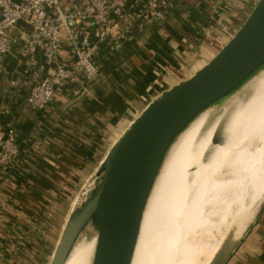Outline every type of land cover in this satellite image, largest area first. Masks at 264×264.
<instances>
[{
  "label": "crops",
  "instance_id": "0c3cea01",
  "mask_svg": "<svg viewBox=\"0 0 264 264\" xmlns=\"http://www.w3.org/2000/svg\"><path fill=\"white\" fill-rule=\"evenodd\" d=\"M80 1L63 4L71 7ZM145 2L123 0L131 16L141 12ZM254 3L181 0L166 22L146 30L125 31L126 24L118 22L122 46L103 49L102 70L87 84V91L82 88L75 95L69 87L57 90L44 113L33 112L27 98L37 79L52 67L40 48L34 54L23 52L33 36L31 27L21 24L14 30L12 45L0 60V142L9 127H16L20 155L0 181V264H33L35 256L40 263L52 260L73 204L109 143L141 112L170 72L200 51L217 50ZM74 29L75 40L63 33L57 61L78 69L75 47L94 42L98 25L91 20ZM224 264H264V208Z\"/></svg>",
  "mask_w": 264,
  "mask_h": 264
},
{
  "label": "bare ground",
  "instance_id": "6f19581e",
  "mask_svg": "<svg viewBox=\"0 0 264 264\" xmlns=\"http://www.w3.org/2000/svg\"><path fill=\"white\" fill-rule=\"evenodd\" d=\"M263 120L264 64L227 100L201 112L170 147L148 200L132 264H207L242 238L263 197H248L240 205L235 196L243 197L258 183L247 168L264 156V149L247 150ZM94 186L92 180L76 209ZM209 214L214 215L212 231ZM96 245L97 235L87 232L65 264H91ZM174 245L177 251L169 256Z\"/></svg>",
  "mask_w": 264,
  "mask_h": 264
},
{
  "label": "water",
  "instance_id": "95a60500",
  "mask_svg": "<svg viewBox=\"0 0 264 264\" xmlns=\"http://www.w3.org/2000/svg\"><path fill=\"white\" fill-rule=\"evenodd\" d=\"M197 54L211 58L188 79L169 88L168 81L160 85L109 143L90 179L95 186L85 203L71 212L51 264H65L90 225L97 235L91 264H132L148 200L170 147L201 112L227 100L264 64V0H255L217 50ZM263 208L264 202L242 238L211 264L228 260Z\"/></svg>",
  "mask_w": 264,
  "mask_h": 264
},
{
  "label": "built area",
  "instance_id": "2783aa9c",
  "mask_svg": "<svg viewBox=\"0 0 264 264\" xmlns=\"http://www.w3.org/2000/svg\"><path fill=\"white\" fill-rule=\"evenodd\" d=\"M181 0H146L141 12L128 15L123 0H81L66 7L63 0H0V60L8 53L13 32L21 24L33 29L26 53L40 48L51 73L37 79L27 98L29 108L46 112L56 99V92L69 87L75 95L92 83L103 67V49L120 48L124 34L117 23L126 24L125 31L138 22L140 30L167 21L174 2ZM93 20L98 25L96 40L86 47L76 46L74 55L78 69L59 64L57 59L64 43L63 33L75 40V27ZM85 87V88H84ZM20 155L19 131L8 128L0 142V177Z\"/></svg>",
  "mask_w": 264,
  "mask_h": 264
},
{
  "label": "rangeland",
  "instance_id": "374dc122",
  "mask_svg": "<svg viewBox=\"0 0 264 264\" xmlns=\"http://www.w3.org/2000/svg\"><path fill=\"white\" fill-rule=\"evenodd\" d=\"M198 50V48L196 49V51ZM195 51V52H196ZM199 51V50H198ZM23 52H26V49L23 50ZM26 54V53H25ZM211 57H197L196 59L194 60H190L188 61L187 64H185L184 66L182 67H178V70L174 69L172 72H170L168 75H167V79L165 81H168V84H167V87L166 88H169L171 87L172 85H175L177 84V82L181 81V80H184V79H188L192 74H194L195 71H197L199 68L203 67L206 63H208V61L210 60ZM161 82V85L165 82ZM35 84V83H34ZM34 86V85H33ZM165 88V89H166ZM160 92V91H159ZM14 125V123H13ZM258 136L255 137L254 140H252L250 142V146L247 150V153L250 152L251 150H258L259 152L264 149V120L262 121L261 125H260V130H259V133L257 134ZM261 136V137H260ZM260 137V138H259ZM255 155V153L253 154ZM11 165V164H10ZM9 165V166H10ZM247 173H251V174H255L254 175V179H256L258 181L257 185L253 188H249V190L247 191V194H245L243 197H240L239 196H235V201L236 203L240 204V205H245L244 202H247L248 199L250 197L252 198H255L256 200V197L257 198H261L263 197V201H262V204L264 202V156L263 157H259V159L252 165V166H249L247 168ZM4 175V173H3ZM1 176L0 177V181L3 180L4 176ZM253 179V180H254ZM92 180H89L83 187L80 195L78 196V198L76 199V201L74 202L73 204V208H72V211L76 209V205L79 201V199L81 198L82 194H83V191L84 189L87 187V185L91 182ZM249 197V198H248ZM261 204V206H262ZM256 216V215H255ZM254 216V218H255ZM252 217V219L248 222V226L250 225V223L252 222V220L254 219ZM209 220H210V228L209 230L212 231L213 227H214V215L212 214H209ZM200 224V223H198ZM34 227H37V226H34ZM226 228L223 227V230ZM248 228V227H247ZM87 232H93V228H92V225H90L87 229H86ZM32 234V233H30ZM84 235V234H83ZM82 235V236H83ZM53 248V247H52ZM143 250H140V253L142 252ZM177 251V247L176 245L172 246L171 250L168 252L169 256L173 255L175 252ZM144 253V252H143ZM37 255V254H36ZM37 256H35V258L33 259L34 263L33 264H51L52 260L50 261H45L43 263H40V259L37 258ZM214 258V256H213ZM213 258L211 257L209 262L207 264H209ZM53 259V258H52ZM140 264V263H139Z\"/></svg>",
  "mask_w": 264,
  "mask_h": 264
},
{
  "label": "trees",
  "instance_id": "16d2710c",
  "mask_svg": "<svg viewBox=\"0 0 264 264\" xmlns=\"http://www.w3.org/2000/svg\"><path fill=\"white\" fill-rule=\"evenodd\" d=\"M174 4H175V2H174ZM138 24H139L138 22H135V23L133 24L132 28H134V29H139ZM132 28H131V29H132Z\"/></svg>",
  "mask_w": 264,
  "mask_h": 264
}]
</instances>
